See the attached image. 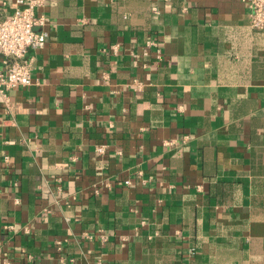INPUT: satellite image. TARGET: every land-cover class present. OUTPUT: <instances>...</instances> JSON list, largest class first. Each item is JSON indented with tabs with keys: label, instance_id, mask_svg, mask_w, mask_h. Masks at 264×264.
Wrapping results in <instances>:
<instances>
[{
	"label": "crops",
	"instance_id": "0c3cea01",
	"mask_svg": "<svg viewBox=\"0 0 264 264\" xmlns=\"http://www.w3.org/2000/svg\"><path fill=\"white\" fill-rule=\"evenodd\" d=\"M39 11L32 83L0 96V264H264V28L243 0Z\"/></svg>",
	"mask_w": 264,
	"mask_h": 264
},
{
	"label": "built area",
	"instance_id": "2783aa9c",
	"mask_svg": "<svg viewBox=\"0 0 264 264\" xmlns=\"http://www.w3.org/2000/svg\"><path fill=\"white\" fill-rule=\"evenodd\" d=\"M249 10V23L252 28H264V0H243ZM15 9L12 14L0 18V96L7 99V91L14 87H26L32 83V63L25 59L28 48H41L47 38L43 29L46 16L39 11L44 0H14ZM156 56L161 59L160 50L156 47ZM98 154L106 151V145L99 144L95 148ZM3 156V161H8ZM129 184V180H125ZM100 241L106 238L100 236ZM60 248L62 242L56 241Z\"/></svg>",
	"mask_w": 264,
	"mask_h": 264
}]
</instances>
